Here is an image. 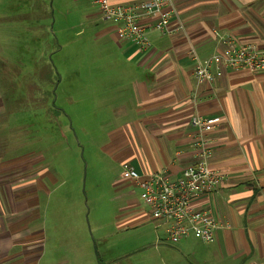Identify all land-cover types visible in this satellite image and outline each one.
I'll return each mask as SVG.
<instances>
[{"label":"crops","instance_id":"crops-1","mask_svg":"<svg viewBox=\"0 0 264 264\" xmlns=\"http://www.w3.org/2000/svg\"><path fill=\"white\" fill-rule=\"evenodd\" d=\"M166 9L180 29L147 30L139 50L117 37L93 0H9L0 9V66L13 68L0 80L23 82L19 97L24 82H34L35 96L50 99L40 112L81 129L83 152L93 151L88 162L110 159L119 168L112 185L125 199L126 219L149 221L164 235V225L139 207V188L121 177L123 166L176 178L198 156L191 116L219 117L206 133L207 162L223 174L209 201L224 226L210 243L157 235L155 246L177 245L183 264H264V70L221 68L212 82H198L193 72L195 57L220 52L227 40L264 48V0H169ZM91 44L98 50L90 52ZM53 82L65 105L50 104ZM14 143L10 152L0 142V264H97L89 235L75 232L67 215L66 168L25 140Z\"/></svg>","mask_w":264,"mask_h":264},{"label":"rangeland","instance_id":"rangeland-1","mask_svg":"<svg viewBox=\"0 0 264 264\" xmlns=\"http://www.w3.org/2000/svg\"><path fill=\"white\" fill-rule=\"evenodd\" d=\"M8 2L9 0H0V9L7 6ZM11 26L12 24L8 27ZM12 39H15L14 36ZM97 50V45L91 44L90 52ZM10 51L12 58L18 56L17 48ZM12 68L7 65L0 66V73ZM58 83L60 86L61 81ZM21 85L23 82L18 80H0V110L4 111H0V124L5 125L0 132L3 133L1 137L6 140L0 141L5 143L1 146L6 147V143L9 144L8 148L12 152L16 147L14 142L25 140L27 148L31 145L30 148L41 150L49 163L66 168L68 173L61 176L60 183L70 190L68 196L63 198L68 203L67 215L75 221V232L89 235L90 242L98 253V258L95 256L97 264H183L184 258L177 245L155 246L157 235L165 236L162 229L153 228L149 221L126 219L127 215L120 209L125 204V199L121 198L120 192L112 185L120 171L114 166V162L110 159L104 162L102 159L100 162H88L87 151H93L88 145V150L83 152V137L76 123L72 120L70 124V118H57L54 111L40 112L39 105L44 104L45 107L42 108L46 109L50 99L35 96L36 86L32 81L24 82V89L21 88L25 97H19L16 94ZM54 89L53 82L48 90V94H53L50 104L65 105L64 96L55 99V95L61 92H54ZM25 92L34 96H28ZM66 121L68 131L67 126H63ZM65 146H69L74 152ZM128 189L132 190V196L138 197V189ZM138 205L146 208L140 199Z\"/></svg>","mask_w":264,"mask_h":264},{"label":"built area","instance_id":"built-area-1","mask_svg":"<svg viewBox=\"0 0 264 264\" xmlns=\"http://www.w3.org/2000/svg\"><path fill=\"white\" fill-rule=\"evenodd\" d=\"M101 16L114 24L117 37L131 40L139 50L146 48V31L155 29L170 34L180 29L173 25L169 0H143L135 4H115L110 0H93ZM264 70V48L250 44H237L227 40L220 52L203 59L195 57L193 72L198 82H212L221 68ZM219 117L191 116L196 127L195 145L198 156L185 165L176 178L164 171L141 174L124 165L121 177L130 179L139 188V197L149 216L164 225L166 238L177 241L193 236L210 243L224 225L212 212L210 197L223 179V174L207 162L210 153L206 133L219 122Z\"/></svg>","mask_w":264,"mask_h":264}]
</instances>
